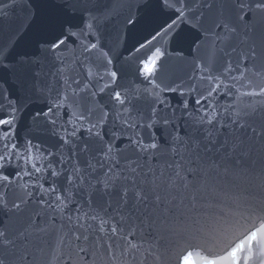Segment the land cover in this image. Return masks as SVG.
Instances as JSON below:
<instances>
[{"label": "snow or ice", "instance_id": "snow-or-ice-1", "mask_svg": "<svg viewBox=\"0 0 264 264\" xmlns=\"http://www.w3.org/2000/svg\"><path fill=\"white\" fill-rule=\"evenodd\" d=\"M17 7L26 24L0 39V264H40L50 227L58 254L47 264H105L118 238L136 249V230L163 237L185 218L177 189L192 175L255 174L259 165L264 177V85L253 80L264 79V0H0V21ZM116 22L139 37L126 52L104 39ZM29 30L34 51H18ZM190 33L194 71L169 78L170 61L188 60ZM69 45L80 52L71 62ZM9 80L55 93L22 138L25 106ZM41 120L56 139L50 148L35 139Z\"/></svg>", "mask_w": 264, "mask_h": 264}, {"label": "water", "instance_id": "water-1", "mask_svg": "<svg viewBox=\"0 0 264 264\" xmlns=\"http://www.w3.org/2000/svg\"><path fill=\"white\" fill-rule=\"evenodd\" d=\"M104 3L112 6L113 0H104ZM22 23L26 24L24 13L17 7L10 14L9 19L0 21V39L6 40L9 33ZM103 31L104 39L118 51L126 52L139 38L134 34L125 37L122 25L118 22L109 24ZM32 36L33 30H29L17 50L34 51L30 46ZM195 38V33L188 34V40L182 45L188 56L186 62L173 60L168 63L169 78L187 79L194 71L192 60L195 53L193 51L190 54L189 46L191 40ZM62 55L71 62L80 55L79 48L69 45V51ZM199 55L207 60L210 57L209 46L202 47ZM5 79H8L7 74ZM130 79H132L131 74L126 73L123 82ZM253 80L257 85H264V79L253 78ZM46 83L51 86L53 78L48 77ZM31 87L29 83L22 90L11 80L8 84L12 96L25 106L17 129L21 138L32 125V114L45 109L55 97L54 92H45L44 95L35 94L31 91ZM166 95L172 105L179 104L178 95L174 93ZM216 99L221 104L230 102L228 97L218 96ZM189 106L193 107L191 99ZM34 135L36 140L42 142L43 147L50 148L56 142L43 120L40 121ZM166 162H168L167 157H161L159 164L162 167ZM256 168L255 174L241 173L229 177L194 174L187 178V187L180 186L177 189L179 195L175 205L176 215L185 218L170 225L172 231L166 232L163 237L145 229L136 230L135 236L128 238L131 243L137 244L136 249H128L126 241L118 238L115 241L116 257L105 261V264H176L177 258L185 249L188 251L183 256L182 264H188L189 260L193 262L192 264H241V256L246 257L243 264H260L257 253L264 254V219H262L264 218V177L259 174V165ZM180 201L183 203L181 204ZM56 228H59V224ZM124 233H127V225L124 226ZM56 236V230L50 227L49 234L45 237L48 243L42 246L40 264H47L49 259L58 254L54 251ZM160 252L164 261L157 258ZM86 261L91 264L89 257L80 256L74 258L72 264H85ZM54 264L58 262L54 261Z\"/></svg>", "mask_w": 264, "mask_h": 264}]
</instances>
